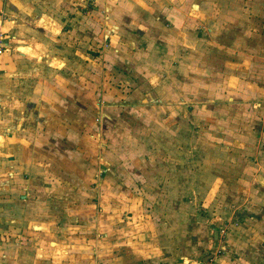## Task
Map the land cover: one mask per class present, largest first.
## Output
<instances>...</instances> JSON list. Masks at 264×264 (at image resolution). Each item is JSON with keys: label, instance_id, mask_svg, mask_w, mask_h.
Returning a JSON list of instances; mask_svg holds the SVG:
<instances>
[{"label": "rangeland", "instance_id": "rangeland-1", "mask_svg": "<svg viewBox=\"0 0 264 264\" xmlns=\"http://www.w3.org/2000/svg\"><path fill=\"white\" fill-rule=\"evenodd\" d=\"M110 1L44 0L45 14L57 18L62 31L73 32V71L98 72L100 81L108 76L106 83L96 81L97 89L91 92L96 97L90 102L91 122L80 136L73 131V161L100 156L106 147L104 156L119 169L115 174L94 172L96 180L114 185H90L89 191L79 186L75 192L81 207L96 206L107 191L120 192L114 178L119 176L121 188L126 182L128 192L136 193L144 215L148 210L150 224L165 230L158 264H176L205 242L210 249L204 257L193 255L192 263L184 262L218 264L217 259L225 257L220 264H264V0H188L189 23L182 35L187 59L182 63L179 40L158 42L156 35L142 39L140 33L131 36L124 30L110 32V40L106 28L113 25L118 30L120 18L107 9ZM61 38L64 42L69 37ZM103 50L109 51L103 65L113 72L101 70L102 57L97 55ZM112 59L124 68L134 61L135 73L115 74L122 67H113ZM79 76L73 86L89 87L85 76ZM149 77H161L160 88L152 89L154 96L144 102L145 109L135 110ZM101 85L106 93L111 87L125 88L124 101L119 102L124 104L104 103L99 108ZM115 98L121 100L118 94ZM73 106L82 109L83 103L73 98ZM82 122L73 125L80 127ZM166 133L168 137H162ZM185 213L192 221L188 235L164 225L168 219L177 226ZM73 225L83 224L73 219ZM205 236L209 240L202 239Z\"/></svg>", "mask_w": 264, "mask_h": 264}, {"label": "crops", "instance_id": "crops-1", "mask_svg": "<svg viewBox=\"0 0 264 264\" xmlns=\"http://www.w3.org/2000/svg\"><path fill=\"white\" fill-rule=\"evenodd\" d=\"M44 4V0H0L3 37L0 52V264H158L156 260L162 256L164 244L160 240H164L165 230L161 231L158 224L156 227L150 224L148 210L144 215L136 193L128 192L126 182L122 184L125 189L121 188L119 176L114 178L118 180L116 187L120 192H105L96 206L87 204L82 208L80 205L79 194L75 192L79 186L89 191L93 189L86 188L90 185L104 182L114 185L110 180H96L95 171L115 174L119 169L104 156L106 147L100 156L73 161V131L75 136H80L82 128L91 122L90 102L95 103L97 89L94 85L97 86L96 81L98 85L108 82V76L100 81L98 72L73 71V32L62 31L57 18L45 14ZM189 7L188 0H111L107 9L120 17L119 29L109 26L106 34L110 40V32L121 34L123 30L131 36L138 32L142 39L156 35L158 42L169 38L179 40L182 46L177 47V55L183 58L182 63L187 59L182 35L184 25L189 23L185 12ZM63 36L69 38L63 42ZM107 53L109 51L103 50L97 55L102 57L101 70L113 72L103 65ZM152 57L150 60L154 63ZM110 61L118 69L123 65L114 59ZM133 62L124 63L129 67H122L115 74L134 72ZM181 66L184 69L183 64ZM187 69L190 71L189 65ZM79 75L85 76L84 82L89 87L77 90L73 86V79H78ZM161 82V77L146 80L145 96L134 105L135 110L146 108L144 102L153 98L152 89L160 88ZM111 88L106 90L112 95L102 90L101 85V103H96L99 108L104 103L106 106L124 104L119 102L124 101L126 89ZM199 90L205 94V89ZM160 92L166 94L163 89ZM139 93L133 92V97ZM115 94L121 97L120 101ZM73 98L83 103L82 109L73 106ZM101 114L111 120L108 113ZM77 120L84 121L80 127L73 125ZM156 134H159L157 129ZM162 137H168V133ZM73 174L80 180H73ZM105 176L107 174L102 178ZM236 215L240 218L238 213ZM73 219L83 225L75 227ZM167 220L164 225L189 234L192 223L189 213L177 219L175 227ZM163 227L169 233L172 231ZM202 239L209 240L206 236ZM195 248L193 255L202 257L210 249L206 242L198 243ZM193 255H183L182 261L175 263L185 264V260L192 263ZM225 259L218 258V264Z\"/></svg>", "mask_w": 264, "mask_h": 264}, {"label": "built area", "instance_id": "built-area-1", "mask_svg": "<svg viewBox=\"0 0 264 264\" xmlns=\"http://www.w3.org/2000/svg\"><path fill=\"white\" fill-rule=\"evenodd\" d=\"M1 37H2V35L0 34V52L2 51V48H3V44H2V41H1Z\"/></svg>", "mask_w": 264, "mask_h": 264}]
</instances>
